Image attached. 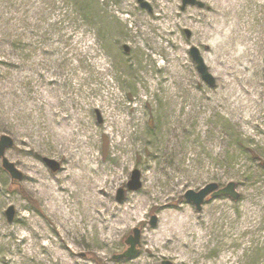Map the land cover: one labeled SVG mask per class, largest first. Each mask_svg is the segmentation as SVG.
<instances>
[{"label": "rangeland", "instance_id": "obj_1", "mask_svg": "<svg viewBox=\"0 0 264 264\" xmlns=\"http://www.w3.org/2000/svg\"><path fill=\"white\" fill-rule=\"evenodd\" d=\"M122 1L0 0V136L14 139L6 157L24 175L13 180L0 161V264H175L154 250L165 227L170 246L190 234L189 248L198 252L186 256L197 260L194 264H264V151L257 147L264 132L255 116L248 119L250 108L264 109V13L256 24L258 41L249 50L228 40L227 31H208L220 16L204 10V2L183 7V0H170L178 18L195 9L203 26L176 27L179 42L168 49L180 59L170 72L166 51H154L149 40L140 42L144 50L136 47L140 26L116 21L117 15L150 19L160 1L144 0L145 7L129 0L130 12H121ZM151 29L158 35L157 27ZM192 47L215 77L214 87L197 70ZM171 76V95L161 85L151 89V83L167 84ZM107 80L123 100L120 116L135 124L138 110L143 114L139 130L123 145H117L120 136L105 117ZM89 152L98 165L90 173ZM45 158L60 168L53 171ZM135 169L142 174V187L130 191ZM72 170L83 172V179L89 173L93 182L75 185L77 211L64 215L30 176L66 184L71 177L65 174ZM114 176L106 194H98L94 181ZM230 182L238 199L208 195L198 210L184 196L210 183L225 187ZM120 188L125 189L122 201L117 200ZM88 192L106 207L86 206ZM10 206L16 209L11 223ZM258 207L261 218L250 214ZM131 212L136 214L132 221ZM182 218L204 236L187 230L189 223L178 228ZM120 220L128 223L123 233L107 228ZM136 227L142 230L140 252L115 259ZM50 241L53 248L46 245Z\"/></svg>", "mask_w": 264, "mask_h": 264}, {"label": "bare ground", "instance_id": "obj_2", "mask_svg": "<svg viewBox=\"0 0 264 264\" xmlns=\"http://www.w3.org/2000/svg\"><path fill=\"white\" fill-rule=\"evenodd\" d=\"M160 8L156 12L153 13L152 17L150 19H132L130 17L123 18L119 15L116 16V21L119 22L122 25H126L128 21L134 22L136 26H140V34L139 37L136 39L135 44L136 47H139V49L144 50L143 46L140 44L142 41L149 40L153 42L154 51H166L168 53V61L169 65L171 66L169 68L170 72L174 69V64L177 59H180L179 55L175 53V51L169 50L168 47L170 44H177L179 42L178 37L176 36V27L184 26L190 29H198L202 28L203 26L200 25L201 19L198 16L200 14L195 9H189L190 13H186L182 17L178 18L176 15L177 13L174 11V5L170 3V0H159ZM204 2L203 9L209 10L210 15L217 17L220 16V18H217L216 27L213 26L212 29H209L208 31H216V34H223V31H227L226 38L230 41H235V43H238L240 45H243L244 43L248 45L247 49H253L258 41L257 37V30H256V24L257 20L263 17L264 13V0H200ZM131 3L129 0H123L120 9L118 11H127L130 12L131 10ZM113 9V8H112ZM114 21V20H113ZM233 25V28L231 27ZM153 27L158 28V35H154ZM239 27V29L237 28ZM236 30V31H234ZM137 34V33H136ZM170 34H172V37L170 38ZM158 37H162L165 39V41L168 42V44H165L162 40L157 39ZM207 41V40H206ZM153 61L155 62L157 58L155 56H152ZM173 65V66H172ZM164 66V67H167ZM110 71V69H108ZM107 70V71H108ZM171 76V82H167V84H163L161 80L151 83L150 85L151 89L154 91L161 85L165 89H167V92L171 95L175 89H173L172 84H174V81H172ZM108 81L109 89L107 91L110 92V94H107V97L103 99L106 102V106L108 107L105 113L106 119L110 122V124L114 127V129H111L113 131H116L120 139L117 140V145H123L126 144L125 142H128L130 137L137 133V131L140 128V125L142 124V118L143 114L140 110H138V113L136 114V122L135 124L132 123V119L127 118L126 116H120L121 115V109L123 108V100L119 96L117 90L114 88V85ZM175 88V87H174ZM159 89V88H158ZM244 91H247V88H244ZM172 92V93H171ZM248 106H246L247 108ZM264 109H251L249 111L248 119L251 120L253 116H255V119L258 120L256 123L257 126L259 125L262 132H264ZM120 111V112H119ZM81 117L84 118V115H81ZM243 119H247L246 117ZM105 127V125H104ZM88 129V128H87ZM87 137L89 136L88 133H85ZM67 135H71L70 131H68ZM64 134V136H67ZM141 136V135H139ZM90 137V136H89ZM123 138L126 140L124 141ZM249 140H254L253 135L249 136ZM260 150L264 151V143L258 144L257 146ZM248 148L250 150H253L252 146H249ZM90 158L88 160L93 164L90 165V170L92 172L94 170L98 169L97 159L95 158V155L93 152H89L87 154ZM94 155V156H93ZM122 163L125 166L127 163V160L122 158ZM79 168V167H78ZM83 171V170H82ZM88 178L83 179V172L73 171L65 174L64 178H68V176L71 177V179L67 180L68 182L66 184H52L50 182L46 181H40L38 177L31 175V181L34 183H38L39 186H41V192L43 195H45L48 198V201L50 203L51 207H58V210H61V213L64 215H67L68 213H71L73 211H77L76 205L78 203L75 200V195L79 194L77 189L75 188V185L78 182H85L86 186L90 185V183L93 182V179L91 176ZM83 179V180H82ZM102 180V181H101ZM101 180L94 181V187L96 188V192L98 194L105 195V189L106 185L110 181H115L116 176L112 178L103 177ZM89 191V190H88ZM83 201H86V206L92 207L95 205V203H98V207L105 208V203L98 199L95 195L91 194V192H88V196L83 198ZM94 203V204H93ZM166 204V203H165ZM164 204V205H165ZM94 208V207H93ZM245 210L250 209L249 205L244 207ZM109 210V207L107 206V209L104 210L103 214H107ZM229 210H224V214L228 213ZM102 214V213H101ZM252 215H256L257 217L261 218L263 215V209L261 207L254 208L252 210ZM135 213H130V221L135 219ZM112 216H115L113 214ZM101 221V220H100ZM102 222V221H101ZM115 223V222H113ZM169 222L167 220L163 223L166 225ZM187 230L190 228L194 231L195 235L198 237H203L204 233L202 232L201 228H195L193 223H190L189 220H185V218H182L181 220H177V226L178 228H183L188 224ZM128 223L124 220L118 221V224L107 226V228L115 229L120 232H124L128 228ZM166 229L161 230L160 233L163 234L162 238L158 236L160 239V243L154 247V250L160 253V250H162L163 255H167L175 264H194L197 262V260H194L191 256H186L188 253H197L198 250L193 247L192 249L189 248V237L190 234L182 236L180 239H177L172 245L170 246L172 239H167L165 237L166 235ZM49 237V236H48ZM50 238V237H49ZM209 240V239H208ZM53 241H50V243H46L48 247H54ZM170 243V244H169ZM204 245H206V242H204ZM202 256L204 255L203 252ZM60 259L61 257L58 256Z\"/></svg>", "mask_w": 264, "mask_h": 264}, {"label": "water", "instance_id": "obj_3", "mask_svg": "<svg viewBox=\"0 0 264 264\" xmlns=\"http://www.w3.org/2000/svg\"><path fill=\"white\" fill-rule=\"evenodd\" d=\"M140 4L145 7H149L148 3L144 0H139ZM196 0H183V7H185L187 4H196ZM200 5H203L200 3ZM190 54L193 58V60L197 64V70L201 74L203 80L211 87H214L216 84L215 77L209 72L208 66L205 63V60L203 56L201 55L200 51L196 47H192L190 49ZM14 145V139L9 135H2L0 136V159H2V166L3 168L9 172L11 177L15 180H21L23 178V173L17 168L15 163L11 162L6 157V151L11 148ZM46 163L51 167L53 171H56L60 168V164L56 162L55 160L51 159H45ZM142 187V180H141V172L136 169L133 171L131 175V179L128 182V189L130 191H136ZM211 194L213 197L217 196H223L227 195L230 196L232 199H238L239 193L236 190V184L234 182H230L227 184V186L219 188V185L216 183H210L206 185L204 188H202L199 191L194 190H188L185 193V198L193 202L198 210H201L202 205L204 203L205 198ZM125 196V190L123 188H120L118 190L117 194V200L122 201L124 200ZM8 222H13L16 210L13 206H10L6 211ZM157 222L156 216L152 217L151 225H155ZM141 229L140 228H134L131 235L128 236L126 239V244L128 245V248L122 253L114 258L119 259H129L135 257L141 247ZM161 264H170L169 261H163Z\"/></svg>", "mask_w": 264, "mask_h": 264}]
</instances>
